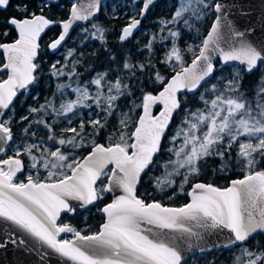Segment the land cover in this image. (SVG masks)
<instances>
[{
  "label": "snow or ice",
  "instance_id": "1",
  "mask_svg": "<svg viewBox=\"0 0 264 264\" xmlns=\"http://www.w3.org/2000/svg\"><path fill=\"white\" fill-rule=\"evenodd\" d=\"M154 3L143 0L141 19L129 17L119 35L121 44L134 36ZM259 5L252 0H173L171 17L158 21L159 32L143 47L147 62H123L127 78L117 75L113 80L98 72L77 83L80 61H69L75 51L69 50L63 64L56 61L48 70L53 80L72 81L56 84L53 97L60 96L59 107L53 98L29 106L19 122L27 121L22 132L33 139L17 143L14 100L40 83L42 33L54 25L61 28L48 45L53 51L84 22L93 29L84 27L86 36L101 44L107 37L94 22L101 0H70L66 19L48 14L65 7L59 0H17L15 5L0 0V12L13 6L18 13L0 21V249L11 244L28 256L39 255L43 264H51L53 255L64 264H188L185 257L197 251L239 249L233 264H264V249L258 248L264 237V0ZM207 19L212 22L199 44L178 46L185 31L199 35L197 22ZM156 43L170 44L159 60L170 76L153 62ZM185 51L192 53L191 63H186ZM214 58L221 72L233 65L230 77L217 83L210 82L217 73ZM254 71L259 76L249 95L243 79ZM138 72L158 87L148 90L141 82L136 98L130 80ZM66 89L75 99L64 98ZM189 94L202 107L191 110ZM122 98L130 101L124 112L118 104ZM79 109L92 110L87 120ZM113 116H118L115 130L107 132ZM177 116L180 122L169 136ZM45 117L53 122L63 118L69 125L80 119L78 128H63L57 136ZM33 125L47 129L46 141L35 139ZM102 131L107 132L106 143L95 139ZM86 148L90 150L81 155ZM162 154L168 159L160 163ZM209 161L212 175L225 178L238 168L242 178L230 179L226 186L202 181ZM157 166L161 175H153ZM25 173L19 180L18 174ZM145 177L168 199L180 193L187 202L169 206L147 190L144 195L151 200L144 199L138 186ZM108 194L111 201L97 209L104 216L97 231L89 234L62 222V214L75 215Z\"/></svg>",
  "mask_w": 264,
  "mask_h": 264
},
{
  "label": "trees",
  "instance_id": "2",
  "mask_svg": "<svg viewBox=\"0 0 264 264\" xmlns=\"http://www.w3.org/2000/svg\"><path fill=\"white\" fill-rule=\"evenodd\" d=\"M172 4H173V0ZM17 0H11L12 5H15ZM59 2L65 7L63 8H52V10L48 13L49 16L53 19L67 18L68 6L70 0H59ZM172 4L169 5L167 0H160L158 3L153 5L148 13L143 17L142 23L140 25V30L137 34H135L131 39L126 41L124 44L119 42V35L121 33L122 28L128 23V18L133 14H137V19H141L139 16V10L142 7V1L136 0L133 3V0H120L113 14L108 15L105 13L101 7L99 16L94 20L95 23L99 24L105 29L106 32V43L101 44L98 40H93L90 36H86L83 32V28L87 27L89 32L93 31L90 23H86L84 25L78 26L71 34V38L78 35L79 41H74L72 43H65V45L58 51L52 52L48 45L49 43L57 38L60 33L59 25L51 26L49 29H46L43 33L40 44H41V53H40V61L41 67L43 69V73L41 75L40 83L38 86L32 87L30 92L26 95H19L14 101V116L15 123L13 124L12 130L17 143H20L25 138H32L28 136H22L19 133L21 128L27 126V121L20 123V117L24 115H28L29 106L39 107L41 104L45 103L46 99L53 98L54 102L57 106V98L53 97V93L56 90V84L58 82L72 83L71 80H68L66 77H61L59 81L53 80L49 77L48 70L49 66L55 61H60L61 64L65 62V57L69 50L74 49L73 57L69 58V61L72 59H77L80 63L77 65V70L81 73L80 77L77 79V83L84 82L86 80H91V78L96 75L98 72H107L108 77L113 79V77L117 75H121L124 78H127V73L123 70V62L128 60L134 64L144 62L146 63L149 56L146 50H143V47L150 38L154 34L159 32V23L158 21L161 18H170L174 8ZM18 15L13 6H9L6 11L0 12V21L3 18H7L9 16ZM212 20L207 19L204 22H197V27L199 28V35L193 30L191 33L185 31L183 38L178 41V46L182 49H185L187 43L192 45L199 44L200 40L207 34V31L211 25ZM146 31V33H143ZM12 35H15L13 31ZM167 43V42H166ZM170 47V44L165 46H161L159 43L154 45L153 50V62L157 64V67L160 69L162 74L165 76H170L171 70L167 69L164 65L159 64V55L163 52H166ZM107 49V51H105ZM114 57V59H113ZM192 60V55L185 51V61L186 63H190ZM217 73L215 78L211 79V83H217L220 78L223 76L230 77L232 66H224V71H220V62L216 63ZM69 67H71V63H69ZM259 72L254 71L250 75H245L243 79V89L247 90L249 95H252L253 87L257 84ZM76 79V78H74ZM141 82H143L144 86L148 90H155L158 86L153 85L148 82V79L137 73L135 78L130 80L131 87L135 91V97L138 98L140 96V87ZM69 89L65 91L68 92ZM204 89H199V92H203ZM198 95V94H197ZM36 97L35 99L33 97ZM45 97V98H44ZM191 99L190 109L195 110L197 107H202V104L195 98H192V95H189ZM119 109L123 111H127L130 106V101L126 99H121L119 102ZM159 110V107L155 109V111ZM114 116L109 118L110 124L107 129V132H111L115 130L116 125L113 120ZM180 116H177L171 125L168 135L171 136L172 132L176 129V125L180 122ZM49 121V119H47ZM50 122V121H49ZM55 133L57 136H60V129L62 128V124L53 123ZM37 127L36 125H33ZM41 131L39 135L35 138L40 139L41 137L44 140H47V129L38 128ZM86 131H91V128L86 127ZM107 132L102 131L100 135L96 136L95 139L99 143L107 142ZM64 135H71V133H64ZM92 139V137H91ZM51 145V142H49ZM90 148L81 149L80 154L86 155ZM66 151H71V149H67ZM8 155H11V149H9ZM168 159L167 154H162L158 160L160 163H163ZM26 160V158H25ZM212 167L214 165L211 161H209V165L207 166V171L205 175H203L200 179L204 182L215 181L219 186H226L230 179L242 178V174L240 170L237 168L225 178H220L219 176L212 175ZM260 167H264V164H261ZM43 172V171H42ZM162 169L157 166L154 170L153 175H161ZM25 174H20L19 178L24 179ZM179 178H177L178 180ZM152 192L153 195L157 199L162 198V202L169 206H181L186 203L188 197L186 194L178 193L172 199H168L164 196V193L155 191L151 184L149 183V178L145 177L144 182L138 186V195H141L146 200H151L150 196L144 195L145 192ZM169 192L171 189L168 190ZM111 201L109 194L106 196L103 202H98L95 206L89 207L85 210H78L75 215H67L62 214V222L69 223L72 226L76 227L78 230H82L87 233H92L99 229V226L104 222V216L97 209L103 207L104 203H108ZM68 236H72L71 234H67ZM250 246L253 245L252 241L248 242ZM254 250H256V246H253ZM259 249H264V237L260 238V243L258 245ZM239 254V249H234L233 251L228 250H214L212 252H205L203 254L196 253L194 256L189 255L186 259L188 260V264H210V262H214V264H233L234 257Z\"/></svg>",
  "mask_w": 264,
  "mask_h": 264
},
{
  "label": "water",
  "instance_id": "3",
  "mask_svg": "<svg viewBox=\"0 0 264 264\" xmlns=\"http://www.w3.org/2000/svg\"><path fill=\"white\" fill-rule=\"evenodd\" d=\"M105 1H110V0H101V4ZM142 1V6H143V0ZM160 0H155V3L153 5H155L156 3H158ZM252 2L256 5V6H260L259 5V0H252ZM152 5V6H153ZM150 6L148 11L150 10V8L152 7ZM148 11L146 12V14L148 13ZM100 13V12H99ZM99 13H98V16H99ZM145 14V15H146ZM144 15V16H145ZM97 16V17H98ZM96 17V18H97ZM94 18V20L96 19ZM141 18V17H140ZM88 22H84L83 24H80V25H84ZM78 25V26H80ZM78 26H75L72 30H70V35L66 38L65 42L62 43V45L58 48V50H60L64 45L65 43L67 42V40L70 38L72 32L78 27ZM140 30V27L138 30L135 31L134 35L137 34ZM60 32H61V28H60ZM60 34V33H59ZM43 35V33H42ZM41 35V37H42ZM59 36V35H58ZM57 36V37H58ZM56 50V51H58ZM52 52H56V51H53L51 50ZM217 61H219L217 58H214V63H216ZM191 63V62H190ZM233 64H235V62H233ZM228 66H232V65H228ZM239 66V65H238ZM189 95H192V94H189ZM15 101V100H14ZM159 107V106H158ZM160 110V109H159ZM157 110V112L159 111ZM110 198L112 199V195L109 194ZM89 207H92V206H89ZM88 207V208H89ZM79 210V209H78ZM69 215V214H68ZM20 237L21 238H24V239H27V237L24 236L23 233L20 234ZM196 253H200L199 251H197ZM189 255H187L185 258H187ZM0 264H43V261H41L39 255L37 254H33L32 256H28L26 255L22 250L16 248L15 246L13 245H9L7 247V249H0ZM51 264H64V262L61 260V258L53 255L51 257Z\"/></svg>",
  "mask_w": 264,
  "mask_h": 264
},
{
  "label": "rangeland",
  "instance_id": "4",
  "mask_svg": "<svg viewBox=\"0 0 264 264\" xmlns=\"http://www.w3.org/2000/svg\"><path fill=\"white\" fill-rule=\"evenodd\" d=\"M167 1L169 2V5L172 4V1H171V0H167ZM119 2H120V0H110V1H105V2H103V3L101 4V7H102V9H103V11H104L105 13H107L108 15H110V14H113V13H114V11H115V9H116V6L118 5ZM133 15H135L136 18H137V16H138L137 14H133ZM133 15H132V16H133ZM128 22H129V18H128ZM143 33H146V31H143ZM78 39H79V36L76 35V36H74L73 38L70 37V38L67 40V42L72 43V42H74V41H79ZM67 42H66V43H67ZM189 44H190V43H187V45H189ZM187 45H186V46H187ZM185 48H186V47H185ZM164 53H165V52H163V53H161V54L159 55V57H158L159 60L163 57ZM187 53H189V54L192 55L191 52H187ZM55 62H56V61H55ZM235 66H236V67H239L238 65H235ZM231 69H232V68H231ZM262 71H264V69H262ZM226 77H227V76H223V77H221L220 79H222V78H226ZM113 78L115 79L116 76L113 77ZM88 81H90V80H86V81H84V82H88ZM73 86H75V85H73ZM92 90L94 91V89H92ZM44 98H45V97H44ZM64 98H65V99H75V94L72 93L71 89H69L68 92L65 91ZM60 101H61V98H60V96H58V98H57V107H59ZM33 107H34V106H33ZM119 110H120V112H124L122 109H119ZM27 111H28V110H27ZM79 111L83 114L82 118L85 119V120H87V119H88V113H89L90 111H92V110H91V109H79ZM45 119H49V121H50L51 123H60V124H62V128L60 129V133H61V130H62L63 128H66V127H77V128H78L80 117L74 118V119H73V123H72L71 125L67 124L66 120H64L63 118H60V119H58V120H56V121H54V122H53V120H52L51 117H45ZM113 120H114V124L116 125V124H117V120H118V116H114ZM32 127H33V130L36 131V136L39 135V134L41 133V131L38 130L37 127H35V126H32ZM22 129H23V128H21V129L19 130V133H20L22 136H25L24 133L22 132ZM89 132H91V131H89ZM29 136L31 137V135H29ZM25 139H26V140H29V141L31 142L33 138H25ZM25 139H23V140H25ZM35 139H36V138H35ZM23 140H22V141H23ZM36 140H39V139H36ZM89 140H91V137H89ZM48 146H50V143H49V142H48ZM26 161H27V158H26ZM41 171H43V170H41ZM26 174H27V173H25V175H26ZM18 178H19V177H18ZM19 180H24V179L19 178Z\"/></svg>",
  "mask_w": 264,
  "mask_h": 264
},
{
  "label": "built area",
  "instance_id": "5",
  "mask_svg": "<svg viewBox=\"0 0 264 264\" xmlns=\"http://www.w3.org/2000/svg\"><path fill=\"white\" fill-rule=\"evenodd\" d=\"M60 238H63V239H72L73 237H69L66 234H61V237Z\"/></svg>",
  "mask_w": 264,
  "mask_h": 264
}]
</instances>
